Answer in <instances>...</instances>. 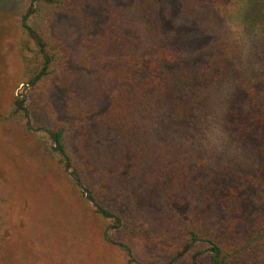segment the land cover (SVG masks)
<instances>
[{
    "label": "trees",
    "instance_id": "trees-1",
    "mask_svg": "<svg viewBox=\"0 0 264 264\" xmlns=\"http://www.w3.org/2000/svg\"><path fill=\"white\" fill-rule=\"evenodd\" d=\"M103 1L70 38L77 0H26L13 113L127 264L116 230L172 244L158 264H264V0Z\"/></svg>",
    "mask_w": 264,
    "mask_h": 264
},
{
    "label": "rangeland",
    "instance_id": "rangeland-1",
    "mask_svg": "<svg viewBox=\"0 0 264 264\" xmlns=\"http://www.w3.org/2000/svg\"><path fill=\"white\" fill-rule=\"evenodd\" d=\"M77 1L79 11L62 22L70 38L79 26L97 31L107 12L103 0ZM25 3L0 0V264H127L123 250L102 237L112 222L92 212L83 188L50 158L45 135L37 139L25 131L13 113L11 97L27 88L16 56L17 18ZM196 33L188 30L192 45H186L200 44ZM115 233L130 247L133 264L165 263L171 254L172 244L141 229ZM174 264L190 263L184 258Z\"/></svg>",
    "mask_w": 264,
    "mask_h": 264
},
{
    "label": "water",
    "instance_id": "water-1",
    "mask_svg": "<svg viewBox=\"0 0 264 264\" xmlns=\"http://www.w3.org/2000/svg\"><path fill=\"white\" fill-rule=\"evenodd\" d=\"M84 196L87 197V193L86 192L84 193Z\"/></svg>",
    "mask_w": 264,
    "mask_h": 264
}]
</instances>
